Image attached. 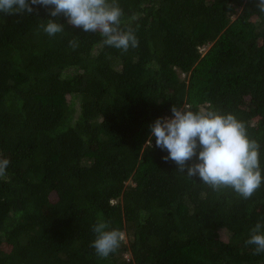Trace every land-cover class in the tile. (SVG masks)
I'll return each instance as SVG.
<instances>
[{
  "label": "trees",
  "instance_id": "trees-1",
  "mask_svg": "<svg viewBox=\"0 0 264 264\" xmlns=\"http://www.w3.org/2000/svg\"><path fill=\"white\" fill-rule=\"evenodd\" d=\"M118 3L139 41L127 52L42 6L0 13V264H264L246 244L264 184L213 191L147 142L173 105H211L245 124L264 175L257 0ZM48 19L65 30L49 36ZM101 218L125 237L107 258L91 246Z\"/></svg>",
  "mask_w": 264,
  "mask_h": 264
},
{
  "label": "clouds",
  "instance_id": "clouds-1",
  "mask_svg": "<svg viewBox=\"0 0 264 264\" xmlns=\"http://www.w3.org/2000/svg\"><path fill=\"white\" fill-rule=\"evenodd\" d=\"M34 5L47 9L51 17L62 15L67 24L85 33L98 32L103 45L122 52L139 46L132 28L121 26L124 13L118 0H0V13L32 14ZM256 6L264 13V0H257ZM41 27L49 36L65 30L64 24L53 19ZM69 45L75 49L78 43L73 40ZM170 111L171 117H157L150 124L147 140L151 148V138L155 137V146L167 151L162 157L165 162H174L178 172L189 178L198 177L213 191L231 189L245 200L264 184L259 144L248 137L245 124L233 114H221L211 105L197 111L191 105H173ZM9 163L7 158L0 157V179L6 178ZM92 231L95 238L91 246L100 258L115 252L125 238L120 230L110 229L102 218L92 226ZM246 244L255 246L254 254L264 253V224L254 225Z\"/></svg>",
  "mask_w": 264,
  "mask_h": 264
},
{
  "label": "rangeland",
  "instance_id": "rangeland-1",
  "mask_svg": "<svg viewBox=\"0 0 264 264\" xmlns=\"http://www.w3.org/2000/svg\"><path fill=\"white\" fill-rule=\"evenodd\" d=\"M222 236H223L224 238H226V234H225V233H223Z\"/></svg>",
  "mask_w": 264,
  "mask_h": 264
}]
</instances>
